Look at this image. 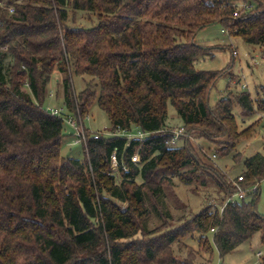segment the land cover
Masks as SVG:
<instances>
[{
	"label": "trees",
	"instance_id": "obj_1",
	"mask_svg": "<svg viewBox=\"0 0 264 264\" xmlns=\"http://www.w3.org/2000/svg\"><path fill=\"white\" fill-rule=\"evenodd\" d=\"M81 11L96 22L81 24ZM214 22L264 46V0H0V264H196L192 254L175 255L173 244L186 246L197 235L210 262L213 243L223 257L258 232L264 238L261 183L221 210L240 175L245 187L264 179V154L247 157L235 181L207 160L210 143L226 156L254 135L260 118L240 129L236 105L243 119L264 116V85L256 99L228 88L211 105L210 93L232 74L235 57L222 70L196 67L209 49L196 33ZM56 71L72 113L86 116L97 101L112 127L153 132L140 163L130 161L137 141L95 138L90 129L83 158L62 154L64 121L44 107ZM73 75L91 77L80 92ZM170 105L186 129L178 145L160 132L168 127ZM113 150L125 152L130 166L122 182L111 173ZM172 176L187 183L210 179L220 203L159 237H136L149 213L147 198H160Z\"/></svg>",
	"mask_w": 264,
	"mask_h": 264
},
{
	"label": "rangeland",
	"instance_id": "obj_2",
	"mask_svg": "<svg viewBox=\"0 0 264 264\" xmlns=\"http://www.w3.org/2000/svg\"><path fill=\"white\" fill-rule=\"evenodd\" d=\"M238 6L241 8L244 3L239 1ZM77 19L86 26L96 22V18L86 11L78 12ZM196 40L209 47L205 56L196 62V67L199 69L222 70L232 60L233 55L235 56L231 69L232 74L222 76L210 93L211 105H215L230 90H234V92L243 90L249 92L253 99L257 98L258 91L262 92L261 85H264V46L246 42L241 36L234 35L231 29L225 28L220 22H214L199 29L196 33ZM63 77V74L57 71L53 73L47 86L44 107H61L63 105ZM86 77L72 76L75 92H80L85 88L86 79L88 81L91 78ZM244 84L247 85L246 88H243ZM233 112L240 129L249 126L260 118L254 135L239 143L236 151L234 150L226 156H222L216 149V145L210 143L211 147L208 150L207 160L215 163L229 180L235 181L236 177L243 172V161L247 157L257 152L264 154V116L262 113H254L251 117L243 119L239 105L234 107ZM87 115L89 116L88 119L84 115L82 117H85L84 122L90 130L103 131L105 128L112 127L110 118L97 101L89 108ZM167 124L171 129L183 125L172 105L169 106ZM64 128L63 132L67 135L69 128L66 126ZM192 135V141L195 144L207 147V142L194 134ZM61 152L64 156L78 159L85 155L83 145L80 143L73 145L69 136L63 138ZM235 153L238 155V160L233 159ZM137 181L142 182V177L139 176ZM216 189V185L210 179L206 184H203L201 180L187 183L177 176H172L171 183L165 185L160 198L157 200L147 198L146 205L149 213L142 220L144 230L140 231L136 237H159L166 229L177 227L191 219L211 202L220 203L221 195H217ZM260 194L257 208L264 215V179L261 181ZM120 204L122 208L127 206V203L120 202ZM185 245L181 246L175 242L173 244L175 255L179 258H190L189 256L192 254L196 264H261L260 256L264 253V238H262L261 232L256 233L252 239L223 257L220 256L216 245L213 243L214 250L210 262H207L209 254L199 247L197 235L194 238H186Z\"/></svg>",
	"mask_w": 264,
	"mask_h": 264
},
{
	"label": "built area",
	"instance_id": "obj_3",
	"mask_svg": "<svg viewBox=\"0 0 264 264\" xmlns=\"http://www.w3.org/2000/svg\"><path fill=\"white\" fill-rule=\"evenodd\" d=\"M246 5V4H244ZM11 11H14V8H11ZM247 85L244 84L243 88H246ZM48 111L52 115L55 116H60L62 117L64 121V125L69 128L68 131V136L72 141V144H82L83 147H87V142H88V136H87V128L84 118L86 117L87 119L89 118L88 115L85 117H82L80 113H72L71 111L66 108V106H53V107H48ZM94 137L99 138L101 135H107V136H125L127 137V145L130 146L132 142L137 141L138 145L136 147V150L130 155V161L131 163L138 164L142 160V155H141V149L143 143H145L149 136L153 133L151 131H144L141 127L139 126H133L130 129H125L120 126L118 127H110V128H105L103 131H94ZM163 134L169 135L170 137L166 140L167 143L170 145H178L183 139V136L187 135L186 134V129L183 125H181L178 128H169L165 127L162 130H160ZM110 168H111V173L117 174L120 177V182L123 181L124 176L122 175V171L128 172L130 171V166L126 162V154L125 152L119 153L117 150H113V152L110 155ZM244 178L242 175L238 177V180L235 181V185L237 187L236 192L228 197L224 203L221 205V210L223 211L224 208L228 204H235L238 200L244 199L247 197L248 194H253L257 191L260 181L256 182L252 186L245 187L241 184V181H243Z\"/></svg>",
	"mask_w": 264,
	"mask_h": 264
},
{
	"label": "water",
	"instance_id": "obj_4",
	"mask_svg": "<svg viewBox=\"0 0 264 264\" xmlns=\"http://www.w3.org/2000/svg\"><path fill=\"white\" fill-rule=\"evenodd\" d=\"M210 24H212V23H210Z\"/></svg>",
	"mask_w": 264,
	"mask_h": 264
}]
</instances>
